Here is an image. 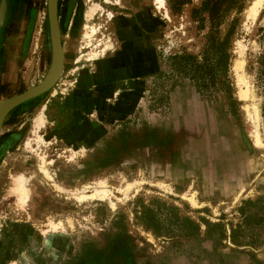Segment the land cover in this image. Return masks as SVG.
Returning <instances> with one entry per match:
<instances>
[{"label":"rangeland","instance_id":"obj_1","mask_svg":"<svg viewBox=\"0 0 264 264\" xmlns=\"http://www.w3.org/2000/svg\"><path fill=\"white\" fill-rule=\"evenodd\" d=\"M27 1L32 16L16 0L14 29L17 45L28 30L25 65L3 95L36 84L50 64L46 0ZM180 1L60 0L61 74L0 129V264H264V5L252 18L251 0H241V12L231 8L220 27L238 17L228 96L199 93L172 69L169 57L200 55L209 31L207 20L199 29L192 17L201 0ZM95 24L100 33L84 48L86 26ZM108 33L115 50L94 61L95 41ZM239 57L260 107L261 148L235 86ZM40 111L44 124L36 119L34 131ZM20 173L31 177L25 206L15 191ZM96 180L114 192V209L73 197ZM126 181L132 188L123 196L116 188ZM185 216L197 223L195 235L176 222ZM50 220L62 228L46 231Z\"/></svg>","mask_w":264,"mask_h":264},{"label":"trees","instance_id":"obj_2","mask_svg":"<svg viewBox=\"0 0 264 264\" xmlns=\"http://www.w3.org/2000/svg\"><path fill=\"white\" fill-rule=\"evenodd\" d=\"M184 3H186V1H180L179 5ZM233 7L240 9L238 10V13H240L241 0H201L200 6L192 9V17L199 23V29L204 28L205 20L209 23V31L205 34V43L203 44L200 55L183 51L169 57L172 69L193 81L199 93L204 90L208 91L210 88H219L227 93L228 96L231 94V82L228 77V68L231 59L232 39L238 17L228 22L224 32H222L220 27L225 22V15ZM57 8L59 17L60 0H58ZM12 85L13 84H11V86ZM21 91L22 90H19L16 93ZM144 212L148 213L150 209ZM176 222L180 223L182 226L181 229H186L185 236L195 235L198 231L197 223L186 216L181 219L177 218ZM144 224L147 229H152V226H150L146 220ZM153 231L158 234L156 230Z\"/></svg>","mask_w":264,"mask_h":264},{"label":"bare ground","instance_id":"obj_3","mask_svg":"<svg viewBox=\"0 0 264 264\" xmlns=\"http://www.w3.org/2000/svg\"><path fill=\"white\" fill-rule=\"evenodd\" d=\"M156 5L159 8L161 7L166 8L165 0H156ZM263 5H264V0H251L246 9L247 16L252 17V18H257ZM93 9L94 8H91L90 11H88V13L92 12ZM108 14L110 18L108 22H110L113 19V13L109 11ZM166 14L168 16L167 9H166ZM100 30H101L100 27H98L96 24L86 26L85 36L88 39V41L83 46L84 48L91 46V43L93 42L95 38H97L96 36L98 33H100ZM95 47H96V50L91 53V59L93 60H97L101 57H104L106 56L108 52L115 50L114 40L112 39L110 33L106 34L104 37L100 38L98 41H95ZM98 48H100V50H98ZM241 50H242V47H240L239 45L237 53L240 56H241ZM233 62L234 63H233L232 69L234 71V77H235L236 84H237L235 86H237L238 88V98L239 100L244 101V105H243L244 114L247 120L253 126L251 133H250L251 138L254 141L255 146L258 148H261L263 147V139H262L261 128L259 125V121L261 120L260 107H259L258 102L252 100L255 95L253 93L251 84L247 81V77H246L247 75L245 71L246 62H245V59H243V57L234 59ZM36 119H37V125L38 127H40L44 123L43 117L39 115ZM27 144L29 145V142H27ZM71 158L72 156L70 157V159ZM40 159H41V163L39 165V168L41 172L47 178H52V176L48 172L49 170H47V168L45 167L44 157H40ZM30 179L31 177L26 176L22 173L15 176V181L17 183V187L15 191L18 194V200L22 203L23 206H25L28 203L31 197V190L29 187ZM90 187L92 188L90 191L91 193L87 191L88 188L90 189ZM131 188H132V183L130 181H126L124 184H121L120 186H118L116 190L117 192H119L120 194L124 196L130 192ZM113 196H114V192L111 190L110 186L104 180H96L94 182V185L88 184V185L83 186V188H78L73 191V197L79 202H83L85 200L87 201L94 200V199H98L101 201L104 200L109 203V206L112 209L116 207V202L113 200ZM59 228H62V224L60 220H57V221L50 220L49 228H47L46 231H57V229ZM46 231H43V233H45Z\"/></svg>","mask_w":264,"mask_h":264},{"label":"water","instance_id":"obj_4","mask_svg":"<svg viewBox=\"0 0 264 264\" xmlns=\"http://www.w3.org/2000/svg\"><path fill=\"white\" fill-rule=\"evenodd\" d=\"M58 0H46L47 18L49 26V39L51 46V58L49 67L44 76L36 84L29 86L21 92L12 94L0 100V129L7 113L31 98H34L49 90L58 80L63 65V48L61 45L60 26L58 17ZM5 4L0 6V25L3 21Z\"/></svg>","mask_w":264,"mask_h":264},{"label":"crops","instance_id":"obj_5","mask_svg":"<svg viewBox=\"0 0 264 264\" xmlns=\"http://www.w3.org/2000/svg\"><path fill=\"white\" fill-rule=\"evenodd\" d=\"M4 36H5L4 38H6V39H5V41L3 40L2 49L0 51V100L2 98L10 96V95H3V91H4L5 88H8L11 84L17 83L19 73H20V71H22L21 68H23V66L25 65V57L22 56L23 54L20 56V59L18 61L15 59L16 56L14 54V52H15L14 48H16V46H15V43L12 42V41H14V36H16V34L14 32L6 31ZM8 38H11V39H9V42L6 41V40H8ZM6 42H8V44H6ZM102 58H99V59L94 60V61L98 62ZM113 85H114V83H113ZM47 91H49V90H47ZM44 93H46V92H44ZM44 93H42V94H40V95H38V96H36L34 98H31V99H29V100H27L25 102H22V103L18 104L17 106L12 108L7 113L5 118L7 116L11 115L12 113H14L17 110V108L20 107L21 105H23L24 103L30 102L33 99L42 96ZM91 96H101V95L99 93H97V94H91ZM39 115L43 117V114L40 111L33 119L34 131L35 130L37 131L40 128V127L38 128L37 125L35 124V120H36V118ZM5 118H4V120H5ZM4 120H3V122H4ZM43 121H44V117H43Z\"/></svg>","mask_w":264,"mask_h":264},{"label":"flooded vegetation","instance_id":"obj_6","mask_svg":"<svg viewBox=\"0 0 264 264\" xmlns=\"http://www.w3.org/2000/svg\"><path fill=\"white\" fill-rule=\"evenodd\" d=\"M2 1H4V4H5V11H4L3 21L0 25V51L2 49L3 40L5 41V39H6V38H4L5 32L8 31V32L16 33L14 31V29L16 28L17 24H19L18 18L21 14L19 12H15L16 11L15 6H17L16 0H0V6H1ZM21 1H22V6H23L22 16L30 19V17L32 15L30 13L29 2L27 0H21ZM27 31H28L27 29H24V32H22V31L20 32L21 33L20 36L22 35V37H21V42L19 43V45H17L15 42L16 38L18 37L17 35L14 36V41H12L15 43V46L17 48V49L14 48V50H15L14 54L16 56V57L15 56L14 57L17 61L20 59V56L23 54V49H24V44H25V40H26V36H27L26 35ZM9 39H11V38H8V40H6V41L9 42ZM8 42H6V44H8Z\"/></svg>","mask_w":264,"mask_h":264}]
</instances>
